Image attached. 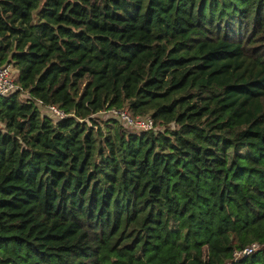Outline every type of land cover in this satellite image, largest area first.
Here are the masks:
<instances>
[{
	"label": "trees",
	"instance_id": "16d2710c",
	"mask_svg": "<svg viewBox=\"0 0 264 264\" xmlns=\"http://www.w3.org/2000/svg\"><path fill=\"white\" fill-rule=\"evenodd\" d=\"M6 63L0 264H264V0H0Z\"/></svg>",
	"mask_w": 264,
	"mask_h": 264
},
{
	"label": "built area",
	"instance_id": "2783aa9c",
	"mask_svg": "<svg viewBox=\"0 0 264 264\" xmlns=\"http://www.w3.org/2000/svg\"><path fill=\"white\" fill-rule=\"evenodd\" d=\"M17 74L18 70L11 63L0 65V97L18 93L24 99L30 98L29 93L17 83ZM39 103L42 104V102ZM45 107L59 119H64L67 116L64 111L55 105H46ZM99 114L118 118L126 124L130 132H147L155 129L154 121L150 117L132 118L125 109L111 108ZM262 245L258 242H252L242 249L233 250L230 259L225 264H239L243 259L255 253Z\"/></svg>",
	"mask_w": 264,
	"mask_h": 264
},
{
	"label": "rangeland",
	"instance_id": "374dc122",
	"mask_svg": "<svg viewBox=\"0 0 264 264\" xmlns=\"http://www.w3.org/2000/svg\"><path fill=\"white\" fill-rule=\"evenodd\" d=\"M96 120H97V121H101V120L104 121V119H103L101 116H97V117H96ZM1 127H2V126L0 125V129H2ZM204 257H206L205 248H204Z\"/></svg>",
	"mask_w": 264,
	"mask_h": 264
}]
</instances>
